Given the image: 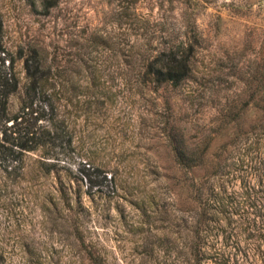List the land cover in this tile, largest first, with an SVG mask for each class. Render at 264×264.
<instances>
[{
	"label": "rangeland",
	"instance_id": "374dc122",
	"mask_svg": "<svg viewBox=\"0 0 264 264\" xmlns=\"http://www.w3.org/2000/svg\"><path fill=\"white\" fill-rule=\"evenodd\" d=\"M35 2L0 0L2 35L44 56L74 139L58 172L30 154L0 197L5 264L21 244L47 264H264V0ZM180 42L178 88L138 80L141 54ZM181 134L206 169L179 166Z\"/></svg>",
	"mask_w": 264,
	"mask_h": 264
},
{
	"label": "trees",
	"instance_id": "16d2710c",
	"mask_svg": "<svg viewBox=\"0 0 264 264\" xmlns=\"http://www.w3.org/2000/svg\"><path fill=\"white\" fill-rule=\"evenodd\" d=\"M48 1L50 0L42 2L46 10L56 4ZM136 1L134 0L135 3ZM32 3L35 5V0H32ZM192 56V45L184 42L169 44L158 52L141 54L140 67L135 73L138 80L146 84L178 88L190 76ZM19 65L24 73L23 84ZM53 78L52 70L46 66L45 58L38 49L21 45L9 46L4 40L0 26V174L4 182L0 183V197L9 189V183L17 182L23 175L27 156L41 153L38 162H35L38 170L52 174L59 171L61 162L56 161L60 160L64 144L69 148L72 146L74 135L59 104L63 88L58 87L52 81ZM71 88L77 89L73 85ZM69 89L64 83V99ZM15 98L18 99V106L15 104ZM179 136L180 139L173 138L179 166L187 171L206 169L207 162H196L201 158L197 154L198 148L189 149L184 135ZM198 184L200 183L195 181L194 185ZM59 191L64 199L67 192L63 187L59 188ZM43 205L48 210L51 207L60 211L64 208V202L62 205L52 198H46ZM204 216L207 217L200 213V218ZM20 247L19 251L24 255H30L24 264H47L34 258L36 253L30 249L29 244H21ZM8 250V245L0 246V264H5ZM201 253L204 251L198 244L194 247V256L199 260ZM91 259L95 264H99L94 256H91Z\"/></svg>",
	"mask_w": 264,
	"mask_h": 264
}]
</instances>
